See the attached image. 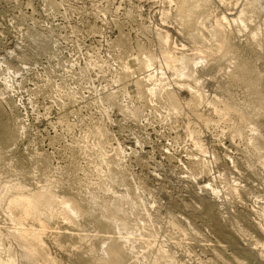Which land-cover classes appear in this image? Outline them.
<instances>
[{"label":"rangeland","instance_id":"374dc122","mask_svg":"<svg viewBox=\"0 0 264 264\" xmlns=\"http://www.w3.org/2000/svg\"><path fill=\"white\" fill-rule=\"evenodd\" d=\"M0 123V264H264V0H0Z\"/></svg>","mask_w":264,"mask_h":264},{"label":"bare ground","instance_id":"6f19581e","mask_svg":"<svg viewBox=\"0 0 264 264\" xmlns=\"http://www.w3.org/2000/svg\"><path fill=\"white\" fill-rule=\"evenodd\" d=\"M1 130H4V128H3L2 124L0 123V131ZM1 139H2V137L0 135V141H2ZM35 200L38 202H40V201L43 202L45 200V198L41 197V196H37V197H35ZM46 201H48V199ZM108 253H109L108 259L104 262V264H119V262L117 260V252L113 247H110L108 249Z\"/></svg>","mask_w":264,"mask_h":264}]
</instances>
